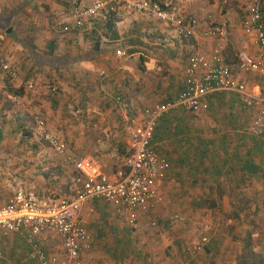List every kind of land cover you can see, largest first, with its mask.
<instances>
[{"label":"crops","instance_id":"0c3cea01","mask_svg":"<svg viewBox=\"0 0 264 264\" xmlns=\"http://www.w3.org/2000/svg\"><path fill=\"white\" fill-rule=\"evenodd\" d=\"M15 1L19 5L13 11L6 7L1 13L12 14L11 18L18 20L26 32L21 43L16 41L19 44L0 41V56L18 72L17 79L5 80L0 96V143L9 141L13 134L18 139L34 122L32 115L12 102L11 97L17 96L32 113L46 120L50 132L63 138L73 155L98 160L108 174L121 169L115 166L113 157L131 153V118L141 119L144 109L173 102L185 89L191 54L197 50L208 52L214 46L201 39V31L189 39L179 38L167 22L142 15L127 4L119 6L125 0H118L114 11H103L85 29L63 36H57L51 27L70 13L73 0L67 4L50 0H26L27 5L20 0L3 3ZM40 1L44 4L40 8L42 18L25 22L27 6ZM181 1L184 4L178 13L171 7L162 8L179 15L196 14L203 21L211 12L216 19L227 22L226 62L238 80L264 96V79L243 73L234 59L241 50L257 54L254 38L242 29L245 13L240 0H229L227 4L214 1L205 11L198 3L193 6L194 1ZM159 2L163 6V0ZM46 14L53 21L51 25ZM118 51L124 55L119 56ZM75 78L80 81L79 88L74 87ZM31 85L34 89L29 88ZM52 87L57 92H52ZM205 100L209 104L207 111L191 113L178 108L158 121L153 146L167 156L170 169L159 181L164 202L143 219L141 231L133 232L104 201L84 205L82 218L93 236L91 250L82 255L84 264H203L197 263L194 256L204 252L212 255V247L207 245L197 254L190 248L202 235L203 226L212 228V221L226 214L215 208L252 206L253 199L258 206L264 205V135L249 133L256 110L248 108L232 91H217ZM5 151L0 152V157H13ZM48 156L53 170L62 172L55 174L56 181L66 180L64 168L70 167L53 152L48 151ZM40 187L34 184L32 190L42 195ZM46 197L39 196L51 199ZM172 215H180L185 221L171 222ZM156 218L164 222L158 235L153 232L157 227L147 226ZM39 243L48 253L64 254L54 235L39 238ZM0 264H39L24 233L0 239Z\"/></svg>","mask_w":264,"mask_h":264},{"label":"built area","instance_id":"2783aa9c","mask_svg":"<svg viewBox=\"0 0 264 264\" xmlns=\"http://www.w3.org/2000/svg\"><path fill=\"white\" fill-rule=\"evenodd\" d=\"M184 1L190 3L193 0ZM211 1L227 4L229 0L202 1L200 10L205 11ZM240 2L245 13L242 29L245 35L254 38L257 54L241 50L234 59L243 73L264 79V3L262 0ZM117 3L118 0H74L72 10L57 29L64 34L83 30L103 11H114ZM127 6L142 15L155 16L167 22L179 38L189 39L201 31V39L213 43V49L208 52L197 50L191 54L185 89L173 102L144 109L141 119L131 118V153L123 168L113 174L105 173L101 163L94 158L73 155L61 137L50 132L40 114L32 113L20 97H11L16 106L23 107L26 113L32 115L39 136L49 143L53 155L75 173L71 195L66 199H41L31 192L20 191L0 205V239L24 233L39 264H84L82 255L91 250L93 244V236L82 218L83 207L88 203L104 201L113 207L116 217L133 232L142 230L143 219L156 212L164 202L159 181L170 169V162L167 156L154 148L153 139L158 121L168 112L178 108L191 113L207 111L209 104L206 96L217 91H232L241 96L248 108L256 110L249 133L257 137L264 135V96L257 95L254 88L238 80L224 57L229 35L227 22L216 19L211 12L205 14L204 21L196 14L171 13L163 10L155 0H131ZM117 54L120 56L123 53L118 51ZM100 75L105 76V72ZM7 78L17 79L18 72L0 56V96L4 93ZM29 88L34 89V86ZM50 90L57 92L55 87ZM170 221L185 219L172 215ZM147 226L156 228L158 222L150 221ZM211 232L210 226H203L202 235L193 242L190 250L195 254L203 252ZM47 235L59 239L64 251L62 256L48 253L41 247L39 238Z\"/></svg>","mask_w":264,"mask_h":264},{"label":"rangeland","instance_id":"374dc122","mask_svg":"<svg viewBox=\"0 0 264 264\" xmlns=\"http://www.w3.org/2000/svg\"><path fill=\"white\" fill-rule=\"evenodd\" d=\"M22 1V4H26V0H20ZM24 1V2H23ZM43 1V0H42ZM47 1V0H45ZM56 3H65L67 4L68 0H50ZM156 2L160 3V0H155ZM195 6L197 5L201 6L202 1L206 0H193ZM263 1V0H262ZM16 2V1H15ZM72 2V1H71ZM74 2V0H73ZM72 2V6H73ZM186 2V1H185ZM211 1L209 4L212 5ZM7 3V2H6ZM3 3V0H0V18H2L6 13L4 12V8L8 7L9 9H12V11L17 7L18 2L15 4H6ZM163 8L165 7H171L176 9V12L184 4L181 0H163ZM264 3V2H263ZM24 4V6H26ZM41 1L39 4H30L27 6L29 11L27 13L28 19H25V22H30L31 19L34 17L42 18V12L41 9L44 4H41ZM127 4V1H123L119 4V6H125ZM161 4V3H160ZM169 4L168 6H166ZM190 4V3H188ZM46 5V4H45ZM162 5V4H161ZM47 6V5H46ZM166 9V8H165ZM178 13V12H177ZM176 13V14H177ZM47 15V14H46ZM49 18V15H47ZM44 17V21L47 19ZM50 19V18H49ZM59 19V18H58ZM57 19V20H58ZM63 20V19H62ZM59 19L56 23H54L53 27H51V31L53 33H57V36H63V33L59 32L57 29L58 24L62 21ZM31 23V22H30ZM53 21L50 19L49 24L51 25ZM9 28L13 29L12 34H8L7 31ZM26 31L23 29L22 24H18V20L12 19L7 24L4 22V20L0 19V41H6L8 43L12 44H19L21 43V40L24 39L23 35ZM30 33L32 31H29ZM13 39V37H15ZM13 40V41H11ZM18 41V42H16ZM24 46V44H22ZM25 47V46H24ZM74 87L79 88L80 81L78 78H75L74 80ZM78 114L77 116H79ZM34 122H31V126L27 127L23 132V135L18 137L17 135L13 134L9 135V141H2L0 143V150L2 152L10 151L11 154H13L12 158H7L2 155L0 157V205L4 204L10 197L14 196L20 191L28 190L29 192L37 195L38 197H46L47 195L54 200L59 199H66L71 195V189H72V179H73V169H65L67 172L66 176L67 179L57 180L55 178L56 173H62V172H55V167L49 165V156L48 151L52 152V149L49 145V143L42 139L38 134V129ZM63 136L62 134H60ZM63 139V138H62ZM0 151V152H1ZM5 151V152H6ZM1 155V153H0ZM39 155H42L43 157H39ZM123 157H113L115 166L117 168H122L126 159L128 158L129 154L123 152ZM46 157V160L45 158ZM11 161H9V160ZM8 160V162H6ZM12 162L10 167H6V163ZM43 164V165H42ZM45 164V165H44ZM38 167H42L39 169ZM63 169V170H64ZM71 178V179H70ZM36 181L38 183H36ZM29 182H33L29 184ZM28 184V185H27ZM34 184L42 186V189L40 187V193L42 195H38V192L35 190H32L34 188ZM24 187H30V189H23ZM32 187V188H31ZM49 189V191H48ZM19 190V191H18ZM44 194V195H43ZM47 194V195H45ZM253 204L252 206L249 204L245 205L244 207L240 206V204L233 206V207H225L224 205H221L219 208H215L216 210L219 209L221 214L223 213V210L225 211V215H220L219 217L221 220L219 221H212V226L215 228V231L213 232L212 227V233L210 234V240L207 244L208 246L212 247V255L211 253L205 254L202 253L201 255L194 256V259L197 260V263L203 262V264H239L240 261H242L243 257L242 255H246L247 253L245 251H250L248 248H245L246 240H247V232L251 233L252 235V242L250 241V249L259 255H264V205L256 204L257 200L253 199L250 200ZM262 201V200H261ZM208 208V207H205ZM158 222V226L155 229L154 235H158L159 232H162L161 228L163 226V221H159L156 218ZM159 230V231H158ZM146 235H144L146 238H149V234L147 231H144ZM196 234L193 237H196ZM141 236V233L137 236V240L139 241V237ZM206 245V246H207ZM205 246V247H206ZM208 248V247H207ZM186 251V250H185ZM188 253V252H185ZM246 253V254H245ZM170 259L172 260V255H170Z\"/></svg>","mask_w":264,"mask_h":264},{"label":"trees","instance_id":"16d2710c","mask_svg":"<svg viewBox=\"0 0 264 264\" xmlns=\"http://www.w3.org/2000/svg\"><path fill=\"white\" fill-rule=\"evenodd\" d=\"M10 15L12 16V14ZM11 16L6 14L0 19L4 20V22L7 24L12 19ZM211 207H214V206H211ZM250 238L253 239L251 233L247 232V240H246L245 248H248V250L250 251L249 252L245 251L247 254L245 253L246 255L244 254L242 255L243 259L242 261H240L239 264H264V255L256 254L250 249L251 247L250 241L252 242Z\"/></svg>","mask_w":264,"mask_h":264},{"label":"water","instance_id":"95a60500","mask_svg":"<svg viewBox=\"0 0 264 264\" xmlns=\"http://www.w3.org/2000/svg\"><path fill=\"white\" fill-rule=\"evenodd\" d=\"M12 32H13L12 28H9L8 31H7L8 34H11Z\"/></svg>","mask_w":264,"mask_h":264}]
</instances>
